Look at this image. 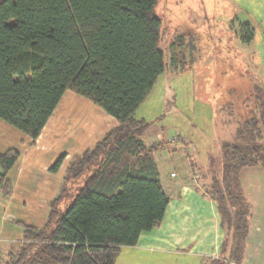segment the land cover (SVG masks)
Segmentation results:
<instances>
[{
  "label": "trees",
  "instance_id": "1",
  "mask_svg": "<svg viewBox=\"0 0 264 264\" xmlns=\"http://www.w3.org/2000/svg\"><path fill=\"white\" fill-rule=\"evenodd\" d=\"M157 1L0 0V118L36 139L70 90L118 122L73 156L42 226L17 220L22 240L3 264H116L124 246L136 245L142 232L162 224L171 198L158 157L170 142L145 140L150 122L135 117L167 66ZM242 26L250 42L253 27ZM172 63L185 66L179 55ZM252 96L234 139L221 142L219 167L202 172L194 163L224 231L219 255L204 264H242L251 203L240 172L264 168V88L255 86ZM19 157L16 148L0 151V188L6 196L12 192L8 172ZM77 180L82 186L62 209L63 193Z\"/></svg>",
  "mask_w": 264,
  "mask_h": 264
},
{
  "label": "rangeland",
  "instance_id": "2",
  "mask_svg": "<svg viewBox=\"0 0 264 264\" xmlns=\"http://www.w3.org/2000/svg\"><path fill=\"white\" fill-rule=\"evenodd\" d=\"M155 11L161 19L159 45L165 51L167 66L135 117L150 122L145 140L170 142L159 150V154H166L158 164L165 189L173 185L171 196L178 195L179 190L172 183L176 174L171 178L170 170L180 177L188 163L187 190L198 189L205 194L194 163L202 172L219 167L221 142L234 139L236 127L252 108L254 87L264 88V0H158ZM245 22H250L254 30L250 42L244 40ZM176 40L181 41L174 45ZM177 55L184 62L183 68L181 63H172ZM99 111L106 113L90 99L68 90L57 115L65 127L90 130L100 123ZM107 125L111 126L105 122L104 127ZM180 131L188 138L181 140ZM175 135L180 141L177 144ZM197 152L205 162L190 163ZM82 184L73 181L71 191L63 193L62 209ZM173 235L181 237L180 230ZM155 255L124 246L116 264H146V260L149 264H179L174 257L156 261Z\"/></svg>",
  "mask_w": 264,
  "mask_h": 264
},
{
  "label": "crops",
  "instance_id": "3",
  "mask_svg": "<svg viewBox=\"0 0 264 264\" xmlns=\"http://www.w3.org/2000/svg\"><path fill=\"white\" fill-rule=\"evenodd\" d=\"M57 110L58 106L36 139L0 118V151L16 148L20 153L8 172L12 182L11 194L4 195L0 188V264L4 263L10 248L22 240V226L17 220L42 226L47 220L49 202L60 192L66 167L73 156L92 147L118 123L112 115L99 111L100 123L90 130L70 129L61 124ZM105 122L111 126L104 127ZM165 154H159L158 161L163 160ZM62 155V164L52 170L51 166ZM194 156L190 163L205 162L198 152ZM185 166V172L180 177L176 172V179L172 181L179 190L178 195L172 197L170 188L173 185L168 186L171 201L162 224L142 232L138 243L128 247L139 248L142 253L156 252V261L164 262L174 257L179 264H204L205 258L219 255L224 232L211 196L198 189L187 190L189 163ZM173 171L170 170V177ZM240 180L244 195L251 203L242 264H264V168H244ZM178 230L179 238L173 235ZM145 263L150 262L146 260Z\"/></svg>",
  "mask_w": 264,
  "mask_h": 264
},
{
  "label": "built area",
  "instance_id": "4",
  "mask_svg": "<svg viewBox=\"0 0 264 264\" xmlns=\"http://www.w3.org/2000/svg\"><path fill=\"white\" fill-rule=\"evenodd\" d=\"M174 138L176 139V137H174ZM174 138H173V139H174ZM180 139L183 140V137H180ZM184 139H185V138H184Z\"/></svg>",
  "mask_w": 264,
  "mask_h": 264
}]
</instances>
